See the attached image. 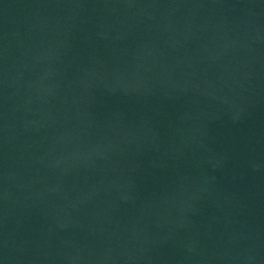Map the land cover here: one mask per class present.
<instances>
[{
	"label": "water",
	"instance_id": "1",
	"mask_svg": "<svg viewBox=\"0 0 264 264\" xmlns=\"http://www.w3.org/2000/svg\"><path fill=\"white\" fill-rule=\"evenodd\" d=\"M0 264H243L186 0H0Z\"/></svg>",
	"mask_w": 264,
	"mask_h": 264
}]
</instances>
